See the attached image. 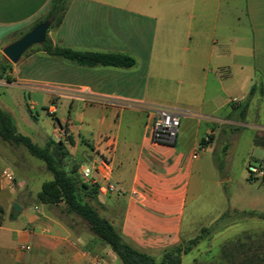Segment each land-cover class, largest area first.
<instances>
[{
	"label": "crops",
	"instance_id": "0c3cea01",
	"mask_svg": "<svg viewBox=\"0 0 264 264\" xmlns=\"http://www.w3.org/2000/svg\"><path fill=\"white\" fill-rule=\"evenodd\" d=\"M50 2L0 0V44L6 47L32 30ZM46 37L55 47L135 59L127 69L82 67L43 52L12 74L19 87L49 88L42 90L49 102L66 97L70 106L81 100L102 109L99 137L94 143L83 139L95 152L88 155L92 163L109 160L117 191L100 194L101 215L130 245L147 252L189 240L183 219L189 194L198 193L192 182L201 171L199 151L222 131L217 124L232 122L227 108L245 100L253 87L245 119L252 115L251 124L262 130L257 135H264V0H69L62 22ZM156 108L180 111L181 127L195 122L192 139L182 132L174 146L154 145ZM203 125L211 135L204 145ZM6 169L0 156V264L118 260L109 246L95 237L89 242L39 203L41 189L30 193L23 183L11 182ZM22 244L31 251H21Z\"/></svg>",
	"mask_w": 264,
	"mask_h": 264
},
{
	"label": "rangeland",
	"instance_id": "374dc122",
	"mask_svg": "<svg viewBox=\"0 0 264 264\" xmlns=\"http://www.w3.org/2000/svg\"><path fill=\"white\" fill-rule=\"evenodd\" d=\"M53 28L55 26L51 24V29ZM4 47L5 45L1 43L0 107L11 114L16 130L30 137L40 147H48L53 155L55 144L61 141L67 150L64 159L67 171L73 166H77L78 170L81 166L92 167L88 155L95 152L86 145L83 138L94 143L99 137L102 109L86 105L81 100L70 106L66 97L60 98L59 102L52 98L49 102L47 93L42 91L49 88L36 86L37 84L28 83L19 87L15 74H12L13 68L21 66L27 59L43 56L44 53L41 45H35L14 64L4 55ZM7 61L10 62L11 69L3 71L2 63ZM6 76H10L13 82L8 83ZM237 77L240 79L242 75ZM31 103L30 114L27 107H30ZM51 107L55 109L52 112ZM228 110L232 113L230 117L232 122L217 124L222 131L215 134L213 143L206 147L205 151H199L202 157L201 171L198 179L192 182L198 193L192 196L191 192L187 198L183 228L190 234L186 238L189 240H184L181 247L199 236L203 228L206 231L202 233L197 245L192 246L187 254H182V264H245L246 258H251L253 263L264 261V220L260 216L243 213L264 212V179L257 177L250 180L248 172L250 165L259 167L264 163V148L254 145L255 136L262 130L251 124L252 115L248 119L240 120L231 106L227 108ZM192 113L194 114L191 116L198 120L205 119L196 112ZM105 117L107 122L112 121L111 116ZM184 122L178 136L184 132L185 139L191 140L196 132V123ZM61 130L67 136H74L77 141L74 139V144L71 145L68 137L61 138ZM208 133L210 134V129L203 125L199 134L200 140L207 139ZM257 136L264 137L262 134ZM180 141L178 140V145ZM0 156L7 169L13 173L14 181L23 183L24 189L30 193L38 192L44 182L53 178L45 164L31 156L22 145H10L0 138ZM91 205L100 215L102 214L100 206L93 203ZM50 207L53 208L55 215L70 225L76 233L88 237L89 242L93 237L97 238L90 232L89 225L82 218L67 213L64 203ZM224 213L228 216L216 223ZM98 246L100 245L97 244L96 247ZM169 249L149 248L147 252H142L160 262ZM113 264L121 262L114 259Z\"/></svg>",
	"mask_w": 264,
	"mask_h": 264
},
{
	"label": "trees",
	"instance_id": "16d2710c",
	"mask_svg": "<svg viewBox=\"0 0 264 264\" xmlns=\"http://www.w3.org/2000/svg\"><path fill=\"white\" fill-rule=\"evenodd\" d=\"M68 3L69 0H51L47 15L39 20L35 26L46 20H50L55 27L59 26L66 12ZM41 49L45 54L51 57L67 60L82 67L103 66L127 69L133 67L136 63L134 58L126 54L79 52L67 48L55 47L47 37L45 42L41 44ZM2 69L3 71L10 70V62L7 61L2 63ZM5 79L8 83L13 82L10 76H6ZM254 91L255 88L253 87L244 101L240 103L233 102L231 105L233 111L237 112L240 120L245 119L249 102ZM27 111L31 114V108L29 106L27 107ZM0 138L10 145H22L25 147L31 156L42 161L47 171L52 174V180L42 184L41 190L37 194V201L47 206H56L59 203H64L67 213L82 218L89 225L90 232L103 244L111 248L121 264H182V254H187L192 246L197 245L202 238V233L206 231V229L203 228L200 235L188 241L189 243L184 247H181V244L170 247L164 254L163 259L160 262H156L154 258L147 253L130 245L115 227L91 205V203H93L102 208L99 199V184H89L83 181L78 174L79 170L77 166H73L69 171L65 169L64 159L67 156V150L61 141L55 144V155H53L48 147H40L33 142L30 137L19 133L16 130L11 114L1 107ZM68 139L70 144L73 145V138L69 135ZM210 139L211 135H208L207 139H203L201 143L204 145ZM254 143L256 146L264 148V137L255 136ZM249 179L253 180L256 178L250 176ZM243 213L257 215L264 220V212L260 214L255 212ZM227 216L228 214L224 213L216 223L222 221ZM245 264H264V261L261 260L259 263H253L251 258H246Z\"/></svg>",
	"mask_w": 264,
	"mask_h": 264
},
{
	"label": "built area",
	"instance_id": "2783aa9c",
	"mask_svg": "<svg viewBox=\"0 0 264 264\" xmlns=\"http://www.w3.org/2000/svg\"><path fill=\"white\" fill-rule=\"evenodd\" d=\"M52 111L53 107H51ZM152 121L150 126V140L154 145L174 146L177 142L181 127V112L173 109L156 108L151 110ZM67 134L61 130V138L66 139ZM113 145V143H112ZM108 158H100V162L92 163V167L81 166L78 173L81 179L89 184H99V193L107 195L117 191L116 185L111 180V168L109 167ZM249 175L253 178L260 177L264 179V163L259 167L249 166ZM4 175L14 182L13 173L6 169ZM132 195L138 196V192H133ZM19 249L24 252L31 251V246L22 244ZM92 264H104L101 258H95Z\"/></svg>",
	"mask_w": 264,
	"mask_h": 264
},
{
	"label": "water",
	"instance_id": "95a60500",
	"mask_svg": "<svg viewBox=\"0 0 264 264\" xmlns=\"http://www.w3.org/2000/svg\"><path fill=\"white\" fill-rule=\"evenodd\" d=\"M51 24L52 22L50 20H46L38 24L21 38L4 47V55L10 62L14 64L17 63L28 49L35 45H41L45 42L47 31ZM13 208L15 211H20L21 209L16 203H13Z\"/></svg>",
	"mask_w": 264,
	"mask_h": 264
}]
</instances>
